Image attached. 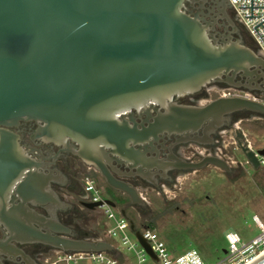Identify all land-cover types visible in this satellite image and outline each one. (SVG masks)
I'll return each instance as SVG.
<instances>
[{
	"label": "water",
	"instance_id": "1",
	"mask_svg": "<svg viewBox=\"0 0 264 264\" xmlns=\"http://www.w3.org/2000/svg\"><path fill=\"white\" fill-rule=\"evenodd\" d=\"M195 1L0 0V264H39L40 253L52 248L111 249L73 221L79 206L60 187L86 193L69 176L77 171L72 157L138 205L143 201L119 179L115 164L147 181L167 168L230 169L216 154L187 161L168 153L165 161L152 145L170 133L207 143L233 112L264 116L263 103L238 96L173 102L210 82L249 87L263 77V58L232 36V23L219 32L216 18ZM231 136L256 169L263 150L250 148L235 125ZM22 243L44 250L24 254L15 246ZM250 264H264V255Z\"/></svg>",
	"mask_w": 264,
	"mask_h": 264
},
{
	"label": "rangeland",
	"instance_id": "2",
	"mask_svg": "<svg viewBox=\"0 0 264 264\" xmlns=\"http://www.w3.org/2000/svg\"><path fill=\"white\" fill-rule=\"evenodd\" d=\"M220 88L221 92L228 91ZM216 94L214 91L209 95L213 98ZM236 126L244 133L250 148L264 152V118L256 115L241 118ZM221 129L226 147H217L215 151L229 159L232 171L227 173L207 165L185 173L161 195L148 191L145 197L148 212L134 214L126 210L136 228L151 221L152 229L171 255L194 248L204 263H212L222 256L224 232L232 230L241 240H249L259 232L252 220L253 214L264 227V153L263 162L252 169L242 156L230 150L231 134L228 129ZM169 197L174 202L171 206L167 203ZM95 221L92 214L83 211L76 223L80 229L92 231ZM146 264L153 262L148 260Z\"/></svg>",
	"mask_w": 264,
	"mask_h": 264
},
{
	"label": "built area",
	"instance_id": "3",
	"mask_svg": "<svg viewBox=\"0 0 264 264\" xmlns=\"http://www.w3.org/2000/svg\"><path fill=\"white\" fill-rule=\"evenodd\" d=\"M226 1L236 20L251 40L254 50L264 60V0ZM259 159L262 163V157ZM82 184L86 193L84 203L100 202L92 209L86 208L88 214H92L96 220L91 232L99 239L96 241L108 243L111 249L101 251L59 249L55 251L53 250L55 248L49 247L52 250L48 249V253L40 254L39 264H146L148 260L153 264H245L264 249V227L258 217L253 214L252 220L259 230L258 234L243 241L232 230L224 232L225 246L222 249V256L216 261L204 263L194 248L171 255L156 231L147 225L134 227L131 220L120 213V206L106 204L104 199L107 198L102 195L89 175H83ZM99 216L102 217L99 218ZM135 232L147 244L154 258L139 242Z\"/></svg>",
	"mask_w": 264,
	"mask_h": 264
},
{
	"label": "flooded vegetation",
	"instance_id": "4",
	"mask_svg": "<svg viewBox=\"0 0 264 264\" xmlns=\"http://www.w3.org/2000/svg\"><path fill=\"white\" fill-rule=\"evenodd\" d=\"M198 4H202L201 8L198 7ZM193 5L196 6L199 10L203 11L204 13L208 12L209 14L213 15V17L216 18L217 22L220 24L218 27H216V29L219 32H223L224 26L226 27L227 31L231 30V26L228 23V21H230L232 23V27L234 28V32L232 33V36L240 38L245 45H247L248 47L254 50L251 40L249 39L244 29L240 26V24L236 20L226 0H196L193 3ZM261 73L263 74V77L260 76L257 79H255V81L249 83V87L243 86V83H237V82H233L232 84H228L225 82H210L196 92L177 97L176 99L173 100V102L179 104H186V105H201L212 98L209 95L210 93L216 91L217 93L216 96H238V97L255 100L257 102H261L264 104V68L261 69ZM220 87L226 88L228 89V91L221 92L222 89ZM253 115L264 118L263 115H259L248 111H237L231 113L229 115L227 125H222L220 128H216L215 131L210 134L211 141L207 143H198L195 141L186 140L187 138L184 137L183 133L182 134L170 133L168 135L165 134L159 141L152 142V145L158 150L157 157L162 158L165 161H170L166 157L168 153H172L187 161H197L200 156L205 154L218 155V153L215 151L216 148L226 147V144L223 145L222 142L223 140L222 136L224 135V132L221 131L222 130L221 128L228 129L229 133L231 134L232 126L233 125L236 126V124L241 118H247ZM197 133H199V131ZM189 136H192V134H189ZM230 137H231L229 141L230 150H235L240 156L243 157L240 150L235 146L232 136ZM160 144L162 146H160ZM153 154L154 152H151V155ZM146 155H148V153H146ZM218 156L221 157L223 160H225L227 163L229 162V159H225L220 155ZM72 163H73L72 167L77 171L74 172V175L72 174L69 175L71 178L78 181L81 187L83 188L82 177L85 174L89 175L93 179L95 186L102 191L103 196L111 200L115 205L123 208L126 216H127V211H126L127 209L129 211L131 210L134 214L136 213L140 214L142 210L146 209L147 204L145 197L148 194V191H155L157 194L161 195L164 193L163 191L164 189L169 191L170 190L169 187L175 186L178 179L181 177L183 178L185 173L188 174L189 172L197 171V170H188V169L184 170V169H176V168H167L165 169L164 172L159 171V174H154L153 179L147 181L136 174L126 175L129 169L125 165L115 164L114 161H111V164H115L117 171L119 172L117 173L119 179L124 181L128 185L132 186L139 195V197L141 198V200L143 201V205H138V204H129L128 198L124 193L109 187L105 183L103 177L100 175L99 172H97L91 166H89L87 169V167H85V164L78 157H72ZM133 170L134 169H131V171ZM230 171H232L231 166L228 171H223V172L229 173ZM60 189L65 191L67 194H70L71 197L65 195V198L68 203L71 204L76 203L79 206V208H77L78 211H80L81 213L79 219H81L83 211L88 213L86 209L87 207L84 206V201H83L85 197L79 196L75 194L73 191L67 190L64 187H60ZM172 199L173 198L171 197L168 198L167 203H169L170 206L171 203H174L170 201ZM145 211L148 212L147 210ZM70 215H74V213L70 212ZM65 217L66 215L62 214V218ZM79 219L73 217V221L75 222ZM64 225L68 226L69 228L74 227L71 223H67ZM15 246L18 247L24 254H27V251L30 250L31 248L44 250L42 244L39 243H22V244H15Z\"/></svg>",
	"mask_w": 264,
	"mask_h": 264
},
{
	"label": "bare ground",
	"instance_id": "5",
	"mask_svg": "<svg viewBox=\"0 0 264 264\" xmlns=\"http://www.w3.org/2000/svg\"><path fill=\"white\" fill-rule=\"evenodd\" d=\"M264 255V249L261 250L255 257H253L250 261L246 262L245 264H250L254 260L258 259L260 256Z\"/></svg>",
	"mask_w": 264,
	"mask_h": 264
},
{
	"label": "trees",
	"instance_id": "6",
	"mask_svg": "<svg viewBox=\"0 0 264 264\" xmlns=\"http://www.w3.org/2000/svg\"><path fill=\"white\" fill-rule=\"evenodd\" d=\"M154 217H155V216H154ZM147 226L150 227V228H153V227H154V225L152 224L151 221H149V223L147 224Z\"/></svg>",
	"mask_w": 264,
	"mask_h": 264
}]
</instances>
